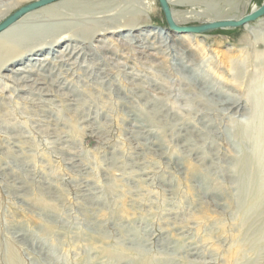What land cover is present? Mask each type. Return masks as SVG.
<instances>
[{"label":"rangeland","instance_id":"1","mask_svg":"<svg viewBox=\"0 0 264 264\" xmlns=\"http://www.w3.org/2000/svg\"><path fill=\"white\" fill-rule=\"evenodd\" d=\"M19 1L0 0V14ZM172 1L180 26H193L264 0ZM61 10L37 25L78 41L0 72L47 63L48 78L42 90L0 78V264H264V197L228 168L242 158L233 131L246 122L248 88L264 75V16L173 42L157 1Z\"/></svg>","mask_w":264,"mask_h":264},{"label":"bare ground","instance_id":"2","mask_svg":"<svg viewBox=\"0 0 264 264\" xmlns=\"http://www.w3.org/2000/svg\"><path fill=\"white\" fill-rule=\"evenodd\" d=\"M32 1V0H29ZM28 0H21L18 3L9 6L7 8L6 11L2 12L0 14V23L3 22V20H5L7 17H9L11 14H9L11 11H13L14 9L19 8L20 6H22L23 4H26L29 2ZM39 1V0H33L32 3ZM76 0H61L55 3H52L50 5L41 7L39 9L33 10L25 15H23L21 18H19L15 23H13L12 25H10L9 27H7L5 30H3L2 32H0V54H5L8 53V49H10L13 45H18V50L12 51L13 53L6 55V57L3 59H0V72L1 70L3 71H10V68L17 63H21L23 61H28L29 59L34 60L35 56L37 53H41L42 51H53V49L62 44L64 41L67 42H77L78 39L75 38L76 35H74V32L72 36L70 37H62L59 35H55L54 37H52V39H49L50 36H52L53 34H51V30L47 31V29H43L42 26L37 25V21L42 18H48V17H55L57 16L59 13H61L60 11H62L61 9H64L66 6L70 5L72 2H75ZM154 2L157 0H153ZM168 4L170 6V9L172 11L171 8V4L173 3L172 0H167ZM177 2V0H175ZM150 2V1H149ZM158 2V1H157ZM28 5V4H27ZM148 9V8H147ZM258 8L253 9L252 11L257 10ZM250 11V12H252ZM249 12V13H250ZM248 13V14H249ZM13 14V13H12ZM162 14V13H161ZM247 15V14H246ZM244 16V15H242ZM242 16H233L230 15V13H223V12H218V13H214L213 15H209L207 16V19L204 21L205 23H211L214 21H221V20H238L240 17ZM172 17L173 20L175 21L176 24L178 25H184V21H182L181 16L176 15L175 12L172 11ZM262 19V17L260 18ZM259 19V20H260ZM259 20L254 21L257 22ZM48 22V21H47ZM143 22V21H142ZM128 24V22H125ZM253 23V22H251ZM134 24V23H133ZM133 24H128L126 25L129 28V31H136V28ZM138 24V23H137ZM257 24V23H256ZM92 26V25H91ZM94 27V26H93ZM126 27V28H127ZM150 27V26H149ZM245 30L247 25L242 26ZM142 28V27H141ZM81 29V28H80ZM103 28H101L102 30ZM105 29V28H104ZM108 29V28H107ZM111 29V28H110ZM110 29L108 31H110ZM123 29V28H122ZM125 29V28H124ZM95 30V29H94ZM46 31V32H45ZM104 30H102L101 32H103ZM91 32V31H90ZM97 32H98V28H97ZM88 33V32H87ZM85 34V36L83 35V38H87L88 34ZM92 33V32H91ZM90 33V34H91ZM96 33V32H94ZM115 33V31L113 32ZM116 33H120V30L117 31ZM93 34V33H92ZM111 34V33H110ZM133 34V33H132ZM173 34V33H172ZM78 35V34H77ZM114 35V34H113ZM127 35V34H126ZM164 35H166L168 38H170L169 33H164ZM176 38L172 39L170 38L173 42L178 41V40H184V37H186V35H177V34H173ZM93 36V35H92ZM101 36V34H97L95 36H93L92 38L95 41H98V37ZM90 37V36H89ZM88 37V38H89ZM148 37V36H146ZM193 37V36H192ZM42 38V39H41ZM44 38V39H43ZM51 38V37H50ZM87 38V39H88ZM124 38V37H123ZM49 39V40H47ZM43 40V41H42ZM45 40V41H44ZM47 40V41H46ZM90 40V38H89ZM132 40V39H131ZM143 40V39H142ZM141 40V41H142ZM159 40V39H158ZM168 40V39H167ZM170 40V41H171ZM137 41V40H135ZM83 42V41H82ZM90 42V41H89ZM145 42V41H144ZM101 43V42H100ZM129 43V42H128ZM148 43V42H147ZM40 45V47H38V45ZM152 44V43H151ZM75 45V44H74ZM95 45V44H94ZM136 45V44H135ZM149 45V44H147ZM86 46V45H85ZM84 46V47H85ZM98 46V45H97ZM113 46V45H112ZM139 46V45H138ZM77 47V46H76ZM75 47V48H76ZM95 47V46H94ZM68 48L71 49L70 45H67V47L60 51L59 54L60 56H66V54L68 53ZM89 48V47H88ZM99 48V47H98ZM101 48V47H100ZM108 48V47H107ZM112 48V47H111ZM110 48V49H111ZM148 48V47H147ZM152 48V47H151ZM97 49V48H96ZM103 49V47H102ZM79 50V49H78ZM7 51V52H6ZM85 51V50H84ZM94 51V50H92ZM91 51V52H92ZM110 51V50H109ZM114 51V50H112ZM142 51V50H141ZM154 51V50H153ZM77 52V51H76ZM101 52V51H100ZM152 52V51H151ZM150 53V52H149ZM72 54V53H71ZM80 54V53H79ZM101 54V53H100ZM68 55V54H67ZM112 55V54H111ZM114 55V54H113ZM150 55V54H148ZM257 55V54H256ZM5 56V55H4ZM89 56V55H88ZM91 56V54H90ZM124 57V56H123ZM102 58V57H101ZM257 58V57H256ZM107 59V58H106ZM110 59V58H109ZM47 60V58H43L40 59L39 61L45 62ZM52 60V59H51ZM71 60V59H70ZM255 60V59H252ZM61 61V60H60ZM64 61V60H63ZM67 61V60H66ZM108 61V60H107ZM256 61V60H255ZM260 60H258L259 62ZM262 61V60H261ZM260 61V62H261ZM47 62V61H46ZM45 62V63H46ZM53 62V61H52ZM257 62V61H256ZM257 62V63H258ZM50 63V62H49ZM255 63V62H254ZM55 64V62H54ZM65 64V63H64ZM263 64H264V60H263ZM69 65V64H68ZM47 63L45 65H40V68L37 70H27L24 71L22 69H16V73L14 74L15 77L9 78L8 76H0V78H4L7 79L8 81L12 82L13 84H19L20 82H24V83H29V88L33 87V88H37L38 85H45V79H48L47 76L45 75V73L47 72ZM256 67V66H255ZM260 68V67H259ZM61 69V67L59 68ZM49 70V69H48ZM261 70V69H259ZM50 71V70H49ZM253 71V70H252ZM34 74L35 76H37V79H30V76H24V77H20L23 74ZM50 73V72H49ZM48 73V74H49ZM256 73H258L256 71ZM260 73V72H259ZM261 75V74H260ZM259 76V75H258ZM60 77V76H58ZM59 79V78H58ZM61 79V78H60ZM54 81V80H53ZM56 82V81H55ZM250 82V81H249ZM51 85V84H48ZM55 87V86H54ZM20 89H26V88H20ZM39 90H42L43 88H37ZM216 92V91H215ZM50 95V94H49ZM244 96V95H243ZM217 97V96H216ZM235 98V97H234ZM243 98V97H242ZM215 99V98H214ZM221 99H219L220 101ZM244 100V98H243ZM232 101V99H231ZM235 101V100H234ZM237 101V100H236ZM242 101V100H241ZM246 105L248 106V114H247V119L246 122L242 123L241 126L236 127L235 130L233 131L235 136H236V140L234 142L235 148L237 149L238 153L242 154V158L237 159L236 161L234 160L233 164H232V168L228 167L229 169H231V171H229L227 168V170L229 172H231L235 179L233 178L234 181H237V185L239 187H242V189L244 188V184L245 182H248V186L249 189L255 194V196H258L259 199L258 201L263 200L264 197V75L256 77L252 80L250 87L248 88L247 91V95H246ZM238 104V102H235ZM224 104V103H223ZM232 104V103H231ZM243 104V103H242ZM220 105V104H219ZM217 105V106H219ZM227 106V105H226ZM224 106V107H226ZM233 107L235 105H232ZM231 106V107H232ZM239 105H237L238 107ZM230 107V106H228ZM236 107V109H237ZM244 108V107H243ZM226 109V108H225ZM235 112V111H234ZM244 113V115H246ZM175 116V115H174ZM173 116V117H174ZM240 118V117H239ZM244 118V117H243ZM238 120V119H237ZM86 121H83L82 123H85ZM239 123V122H238ZM163 124V123H162ZM188 124V123H187ZM235 124V123H234ZM189 125V124H188ZM164 126V125H163ZM223 131V130H222ZM221 132V131H220ZM211 135V134H210ZM225 136V135H224ZM187 137V136H186ZM214 137V136H213ZM218 137V136H217ZM215 137V139L217 138ZM233 138V137H232ZM235 138V137H234ZM210 139V138H209ZM215 141V140H214ZM190 144V143H189ZM189 146V145H188ZM196 147V146H195ZM208 147V146H207ZM233 147V146H232ZM205 148V147H204ZM203 148V149H204ZM213 148V145H212ZM195 149V148H194ZM200 149V148H199ZM198 149V150H199ZM234 149V147H233ZM197 150V151H198ZM189 151V150H188ZM194 151V150H193ZM205 151V150H204ZM219 151V150H218ZM196 151L193 152V154ZM206 152V151H205ZM212 152V151H211ZM201 153V150H200ZM199 154V153H198ZM212 155V154H211ZM219 155V154H218ZM199 156V155H198ZM198 156H196V158H199ZM202 157V156H200ZM217 157V156H216ZM205 158V157H204ZM214 158V157H213ZM202 161L203 158H200ZM219 160V159H218ZM226 161V160H225ZM230 161V160H229ZM218 163V162H217ZM201 164V163H200ZM210 164V163H209ZM202 166V164L200 165ZM203 166H205L203 164ZM215 166V165H214ZM218 166V165H216ZM219 167V166H218ZM211 168V167H210ZM217 168V167H216ZM222 168V167H221ZM208 169V168H207ZM223 170V169H222ZM202 171V170H201ZM204 171V170H203ZM218 170H216L217 172ZM200 172V171H199ZM198 172V173H199ZM213 172V171H212ZM211 172V173H212ZM197 173V172H196ZM197 173V174H198ZM203 173V172H202ZM225 174V172H223ZM196 174V176H197ZM207 174V171H206ZM210 174V172H209ZM220 174V173H219ZM230 173H228L227 175H229ZM193 177V176H192ZM208 177H210L208 175ZM207 177V178H208ZM212 177H214L213 173H212ZM230 177V176H229ZM200 185L203 188H206L209 191L213 190V191H217L216 189H211L210 187V183L211 182L208 181V179L204 176L199 174L197 176ZM220 178V177H219ZM212 179V178H211ZM197 180V179H196ZM195 180V181H196ZM216 180V179H215ZM197 182V181H196ZM215 185V184H214ZM246 185V183H245ZM199 189V188H198ZM248 189V188H247ZM211 194V193H210ZM256 201V202H258ZM255 202L252 201L250 203V205H254ZM89 220V219H88ZM90 221V220H89ZM88 223V222H87ZM93 223V222H92ZM91 224V223H90ZM95 224H93L94 226ZM88 226V225H87ZM96 226V225H95ZM90 229V227H89ZM96 229V228H95ZM93 230V227L92 229ZM96 231V230H95ZM130 233V232H129ZM106 235V233H105ZM132 235V234H131ZM128 236V235H127ZM125 237V236H124ZM129 238V236H128ZM127 238V240H128ZM131 238V237H130ZM126 239V238H125ZM133 239V238H132ZM126 240V241H127ZM131 240V239H130ZM129 240V241H130ZM125 243H128L126 242ZM133 241V240H131ZM131 243V242H129ZM133 243V242H132ZM134 244V243H133ZM132 244V245H133ZM138 244V243H137ZM140 245V243H139ZM138 246V245H137ZM142 248V247H141ZM118 249V248H117ZM138 249V248H137ZM139 256H142V254L144 253V251H137ZM138 255H136L137 257H139ZM139 264V263H137ZM145 264V263H142Z\"/></svg>","mask_w":264,"mask_h":264},{"label":"water","instance_id":"3","mask_svg":"<svg viewBox=\"0 0 264 264\" xmlns=\"http://www.w3.org/2000/svg\"><path fill=\"white\" fill-rule=\"evenodd\" d=\"M58 1L61 0H39L32 4L22 7L21 9L14 12L9 17H7L5 20H3L2 23H0V32H2L7 27L15 23L23 15ZM157 1L167 24L166 31L177 35H201L217 29H235L245 26L251 22H254L264 16V1H263L261 6L257 10L252 11L249 14L240 17L238 20H221V21H214L211 23H204L202 25L180 26L176 24L175 21L173 20L172 11L170 9L168 1L167 0H157Z\"/></svg>","mask_w":264,"mask_h":264}]
</instances>
